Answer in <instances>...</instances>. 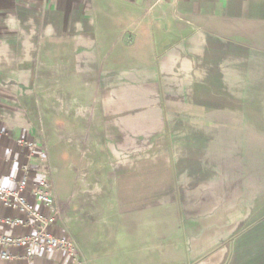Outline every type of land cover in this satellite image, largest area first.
Listing matches in <instances>:
<instances>
[{"label":"crops","instance_id":"crops-1","mask_svg":"<svg viewBox=\"0 0 264 264\" xmlns=\"http://www.w3.org/2000/svg\"><path fill=\"white\" fill-rule=\"evenodd\" d=\"M49 39L63 55L60 83H88L93 91L83 99L101 95L102 101L98 110L72 104L61 112L78 117L73 143L92 149L89 170L94 166L102 189L93 201L83 182L74 215L84 212L95 223L98 202L112 195V223L123 232L107 239L139 244V259L264 264V0H0L1 186L17 188L28 163L37 169L39 160L22 144L44 148L32 117L49 115L48 101L62 107L70 101L61 89L41 85L43 92H36L43 84L34 73L36 54ZM6 52L12 63L2 58ZM21 67L30 71L22 76ZM129 139L136 146L131 153L123 149ZM74 155L80 163V152ZM43 168L58 209L53 231L77 244L82 263L94 262L69 226L70 206L54 184L58 166L47 156ZM78 174L75 191L84 181ZM38 176L32 170L31 201ZM162 211L174 214V223L146 220ZM0 214L21 215L1 201ZM145 227L157 228L160 239L141 232ZM35 231L0 222L1 234ZM145 240L153 245L147 255ZM9 250L16 258L0 264H28L23 249ZM33 261L75 264L59 250L38 252Z\"/></svg>","mask_w":264,"mask_h":264},{"label":"rangeland","instance_id":"rangeland-1","mask_svg":"<svg viewBox=\"0 0 264 264\" xmlns=\"http://www.w3.org/2000/svg\"><path fill=\"white\" fill-rule=\"evenodd\" d=\"M51 43L52 40L50 39L47 41H43L38 46L39 51L37 52V54L34 52L28 53V55L30 56L36 54L38 63H36L37 65H35L34 63V73H36V75H40V78H43V84H37L38 86L36 87L38 90H36V92H43L40 89L41 85H43V90L49 92H60L61 89L63 91V94H65L64 96L70 101H68V105H65L64 107L60 105V101H48V105H50L48 107L49 115H39L32 117V124L33 126L35 125L34 127L38 128L39 135L41 136L43 141L44 150L46 151V155L49 156L50 165L58 166V170L54 174V184L55 188L61 193V195L66 196L65 199L67 206H70V209L66 213V216L68 217L67 219L70 223L69 226L71 228V231L74 233V235L77 236V239L80 242V246L86 252H92V255L96 257H94V262L90 264H152L153 261L149 260L148 258L143 257L142 259H139L140 256L137 252V248L140 246L139 244H116V241L107 239L110 236H121L123 232L122 229L116 227V223H112V217L116 219L114 211L115 208L113 206L114 199L112 195H107L106 203H103V199L102 202H98V204L101 203L102 205L99 211L94 213L93 217L96 219V221L94 220L95 223L87 222L88 216L86 217L84 212H82L81 214L75 213L74 215L72 211V202L76 200V195H78L80 187L82 188V186L84 185L83 182H85L86 184V193L90 195L91 199H95L93 201H96V198L98 199V196L96 194L100 193V191L102 192V189L100 188V185H97L99 179L94 178L95 174L92 175V173L94 172V166L89 170L91 161L88 158L91 157L90 150L92 149L88 147L81 149L77 144L74 145L73 143L74 138L78 137V135H76L77 133L73 131V124L74 122L78 121V117H75L72 114L68 115V113L67 115H63L61 114V112L72 111V104H74L75 106L79 105L82 110L86 111H89V108H91V110H98L101 108L102 101L101 95L95 96L90 100L83 99L85 98V94L88 93V88L93 91L91 87L92 85H89L88 83H60V80H58L56 75L58 72L57 62L59 61L60 63V59L63 57V55L60 51H56L59 50L60 47L53 46L54 48H51ZM2 58L6 59L7 63L9 61H11L12 63V57H10V55L8 56V52H6V54ZM18 70L22 73V76H25L24 74L30 71V69H28L27 67H21ZM41 75L43 77H41ZM152 101L150 102L153 104ZM39 108L40 107L37 106L36 109L39 110ZM57 112L60 114H58ZM28 118H30V116ZM100 118L101 117H97L94 119V121H98L100 120ZM84 119L88 121L87 116L84 117ZM79 120L81 122L84 121L82 117ZM34 122H36V124H34ZM151 133V129L143 132L146 140ZM81 135L84 139L89 138L88 132H82ZM49 145H53L55 148H50L51 146L49 147ZM124 148L128 149V152L130 153L136 151V146L132 143L131 140L127 144V148L126 146L123 147V149ZM76 151L80 152V163H78V159L76 158V155H74ZM83 160L84 163H82ZM79 168L82 170L78 171ZM78 172H81L84 181H77V192L73 189V186L75 183V179L78 180ZM92 177L93 179H91ZM99 198L100 199L98 201H100L102 197H100L99 195ZM80 219L81 221L79 222ZM154 219L158 220L159 223H174L175 221L174 214L172 215V213H168V211H162L158 213L157 216L146 218V220ZM73 221L77 222L73 223ZM140 230L141 232H148L149 234H151L149 237H156L160 239L159 236H154L155 233H153V230H158L157 228L145 227ZM128 231L131 232L132 230ZM174 235L175 233H173L171 236ZM142 247L145 250V255H147V251L151 249L153 245L151 242H147V240H145V242H142ZM97 258H102V260H99ZM86 264H88V262Z\"/></svg>","mask_w":264,"mask_h":264},{"label":"built area","instance_id":"built-area-1","mask_svg":"<svg viewBox=\"0 0 264 264\" xmlns=\"http://www.w3.org/2000/svg\"><path fill=\"white\" fill-rule=\"evenodd\" d=\"M22 144L29 148L31 159L39 160V164L37 169L30 163L24 165L23 176L17 188L0 185V201L21 214L16 217L0 214V222L8 226L33 227L36 231L26 235L0 233V259L4 261L15 259L16 255L9 249L21 248L29 260L28 264H35L33 257L36 253L46 254L51 250H59L68 253L75 264H83L75 242L57 235L52 229L58 209L50 176L44 172V168L42 169V165L44 166L47 161L46 151L36 141H22ZM32 170H36L39 175L31 190L35 201L29 198Z\"/></svg>","mask_w":264,"mask_h":264}]
</instances>
